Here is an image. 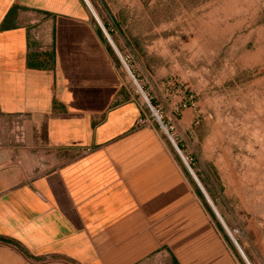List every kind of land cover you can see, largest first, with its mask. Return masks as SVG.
<instances>
[{
  "label": "crops",
  "instance_id": "0c3cea01",
  "mask_svg": "<svg viewBox=\"0 0 264 264\" xmlns=\"http://www.w3.org/2000/svg\"><path fill=\"white\" fill-rule=\"evenodd\" d=\"M99 29L84 0H0V264H252Z\"/></svg>",
  "mask_w": 264,
  "mask_h": 264
},
{
  "label": "rangeland",
  "instance_id": "374dc122",
  "mask_svg": "<svg viewBox=\"0 0 264 264\" xmlns=\"http://www.w3.org/2000/svg\"><path fill=\"white\" fill-rule=\"evenodd\" d=\"M87 1L120 54L99 29L140 108L136 128L196 191L187 163L250 262L264 259V0Z\"/></svg>",
  "mask_w": 264,
  "mask_h": 264
},
{
  "label": "built area",
  "instance_id": "2783aa9c",
  "mask_svg": "<svg viewBox=\"0 0 264 264\" xmlns=\"http://www.w3.org/2000/svg\"><path fill=\"white\" fill-rule=\"evenodd\" d=\"M84 1H85V3H86L87 7L89 8V10L91 11L93 17L95 18L97 24H98L99 27L102 29L104 35H105L106 38L108 39V37H107V33L105 32V30H104V28H103L101 22H99L98 19L96 18V16L93 14V12H92L90 6L88 5L87 1H86V0H84ZM153 113H154L155 117L157 118L158 122L160 123V120H159V117L157 116V114H156L154 111H153ZM143 122H144V121L142 120V118L139 117V118H137V119L135 120V126H138V125L142 124ZM160 125H162V124L160 123ZM229 236H230L231 240L236 244V241H235V239L232 237V235L229 234Z\"/></svg>",
  "mask_w": 264,
  "mask_h": 264
},
{
  "label": "water",
  "instance_id": "95a60500",
  "mask_svg": "<svg viewBox=\"0 0 264 264\" xmlns=\"http://www.w3.org/2000/svg\"><path fill=\"white\" fill-rule=\"evenodd\" d=\"M107 40H108V39H107ZM108 41H109V40H108ZM109 43H110V42H109ZM110 45H111V47L114 49V47H113V45H112L111 43H110ZM115 52H116V51H115ZM117 55H118V54H117ZM118 56H119V55H118ZM119 57H120V56H119ZM171 143H172L174 149L176 150V152L178 153V155L180 156V158L183 160V158H182V156H181V154H180V152H179V149L177 148L176 144L173 143L172 141H171ZM183 161H184V160H183ZM184 164H185V166H186L188 172L190 173L191 177L193 178V180H194L195 183L197 184L198 188L200 189V191L203 193L204 197L206 198L205 193H204V191L202 190V188L200 187L199 183L197 182V179H196L195 176L193 175V172L191 171V169L189 168V166L187 165V163H186L185 161H184ZM211 207H212V205H211ZM212 209L214 210L213 207H212ZM214 211H215L216 216L218 217V216H219L218 213L216 212V210H214ZM219 219H220V218H219Z\"/></svg>",
  "mask_w": 264,
  "mask_h": 264
},
{
  "label": "bare ground",
  "instance_id": "6f19581e",
  "mask_svg": "<svg viewBox=\"0 0 264 264\" xmlns=\"http://www.w3.org/2000/svg\"><path fill=\"white\" fill-rule=\"evenodd\" d=\"M109 42L111 43L110 39L108 38ZM112 44V43H111ZM116 53L118 54V52L116 51ZM119 55V54H118ZM120 56V55H119ZM126 66V65H125ZM127 68V67H126ZM143 98L145 99L144 95H142ZM155 112V111H154ZM156 113V112H155ZM164 131H166V129L164 127H162ZM167 132V131H166ZM180 152V151H179ZM194 175V174H193ZM196 178V177H195ZM198 182V181H197Z\"/></svg>",
  "mask_w": 264,
  "mask_h": 264
}]
</instances>
